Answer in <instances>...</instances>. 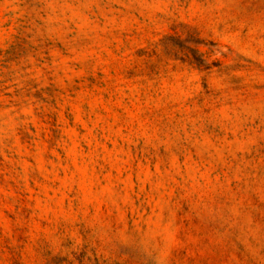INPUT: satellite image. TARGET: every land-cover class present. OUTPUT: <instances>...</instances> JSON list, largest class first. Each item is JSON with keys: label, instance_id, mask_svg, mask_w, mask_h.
Wrapping results in <instances>:
<instances>
[{"label": "rangeland", "instance_id": "rangeland-1", "mask_svg": "<svg viewBox=\"0 0 264 264\" xmlns=\"http://www.w3.org/2000/svg\"><path fill=\"white\" fill-rule=\"evenodd\" d=\"M0 264H264V0H0Z\"/></svg>", "mask_w": 264, "mask_h": 264}]
</instances>
